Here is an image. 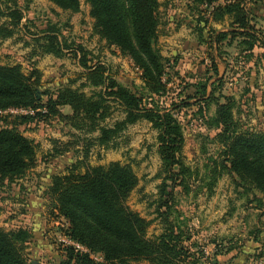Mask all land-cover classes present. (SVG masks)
Segmentation results:
<instances>
[{
    "label": "rangeland",
    "instance_id": "1",
    "mask_svg": "<svg viewBox=\"0 0 264 264\" xmlns=\"http://www.w3.org/2000/svg\"><path fill=\"white\" fill-rule=\"evenodd\" d=\"M158 1V33L154 46L168 60V66L164 75L166 93L155 97L154 101H158L159 107L171 110L180 122L184 138L183 162L194 174L197 172L189 180L188 192L175 188V204L169 218L180 226L183 240L189 237L183 245L193 255L188 261H195L194 264H262L257 254L264 246V196L247 191L235 176L227 174L217 181L212 194L202 188L205 165L210 164L209 158L217 157L219 149L215 142L217 131L209 125L216 106L213 101L205 105L197 97L189 99L187 96H194L198 83L211 77L207 80V94L213 83L218 103H225L227 99L233 103L232 115L241 129L264 130V53L253 51L249 62L235 44L230 47L221 44L215 49L208 36L214 29L227 31L228 21L209 24L205 29L195 19L198 16L207 19L208 8L199 6L191 10V0ZM246 1V9L252 14L260 7H253L255 0ZM79 2V12L69 13L47 0H0V25L10 23L3 14L8 8L22 13L13 36L0 39V65H19L25 75L38 71L41 93L52 95L64 86L77 88L87 96L97 91L80 87L84 70L78 56L64 51L65 56L56 58L41 52L38 46L41 41L36 40L48 27L54 26L59 40L79 44L89 52L88 64H102L116 81L130 88L140 87L139 72L127 57L121 56L115 47L107 46L94 33L89 7L84 0ZM222 3L223 0H219L218 4ZM260 14H264V7ZM217 80L221 83L216 89ZM109 106L105 126L113 125L124 116L116 102L110 100ZM60 112L67 114L70 110L61 107ZM23 113L20 110L0 112L3 126L15 125L36 146L34 166L20 179L0 182V228L28 231L29 238L23 249L27 260L56 264L63 258V248L68 241L63 230L67 224L57 215L45 191L52 176L65 174L72 168L82 174L88 167L107 166L112 162L129 165L138 182L125 205L150 222L147 238L153 239L162 232L163 224L153 203L161 183L156 177L160 170L157 131L148 122L142 120L128 126L115 139L113 148L91 146L85 157V139L89 134L70 129L56 117L17 124L19 120L15 116ZM92 257L96 264H104L100 254H92ZM129 264L149 263L139 260Z\"/></svg>",
    "mask_w": 264,
    "mask_h": 264
},
{
    "label": "trees",
    "instance_id": "2",
    "mask_svg": "<svg viewBox=\"0 0 264 264\" xmlns=\"http://www.w3.org/2000/svg\"><path fill=\"white\" fill-rule=\"evenodd\" d=\"M47 1L65 12L77 13L80 10L79 0ZM84 1L93 19L94 33L107 46L115 47L121 56L130 60L139 72L142 85L130 88L111 77L104 65L88 64L89 52L79 44L59 40L58 30L50 26L36 40L38 43L41 41L38 45L41 52L56 58L65 56L64 51L78 56L79 65L84 70V82L80 87L97 91L87 96L77 88L64 86L52 95L41 93L38 71L25 75L19 65H0V112L26 111L15 116L19 120L17 124L56 117L70 129L84 131L90 135L85 139V157L91 146L113 148L115 139L128 126L142 120L148 122L157 131L156 152L160 170L156 177L161 179V183L157 186L158 197L153 203L163 230L157 237L147 238L150 222L125 205L138 182L129 165L112 162L107 166L88 167L82 174L72 168L65 174L52 176L45 194L53 202L57 215L67 224L63 234L88 252L66 244L63 258L56 264H96L89 253L100 254L104 264H129L130 261L139 260L149 264H194L195 261H188L193 255L183 245V241L189 240V237L183 240L180 226L169 218L175 204V188L180 187L188 192L189 180L197 172L194 174L183 162L181 151L184 138L180 122L171 110L159 107L158 101H154L155 97H162L166 93L164 75L168 66V60L154 46L158 33L159 1ZM216 1L191 0L192 6L189 7L192 10ZM246 4V0H223L222 4H217L208 16L215 22L228 17L231 20L230 30L219 33L212 30L208 37L212 39L215 49L221 44L226 47L235 44L246 61L250 62L252 50L261 39L251 25ZM3 14L10 23L0 25L2 40L13 36L22 19L21 11L16 8H8ZM196 21L203 24V28L208 23L202 16H198ZM213 70H216L215 65ZM210 78L198 83L194 96H187L189 99L197 97L205 105L213 101L216 106L209 125L217 131L215 142L219 149L215 159L209 158L208 166H211L208 168L205 165L202 188L212 194L217 181L227 174L235 176L247 191H256L264 196V130L241 129L232 115L233 103L226 98L227 102L219 104L214 97L213 83L209 85L207 94V80ZM220 83L221 80H217L216 89ZM43 95L45 99L42 100ZM110 100L121 107L124 116L113 125L105 126L103 122L110 115ZM61 107H68L70 113L62 114ZM2 121L0 116V182H13L34 166L36 146L15 125L3 126ZM28 238L26 230L4 231L0 228V264H38L23 256ZM257 257L264 264V246Z\"/></svg>",
    "mask_w": 264,
    "mask_h": 264
},
{
    "label": "crops",
    "instance_id": "3",
    "mask_svg": "<svg viewBox=\"0 0 264 264\" xmlns=\"http://www.w3.org/2000/svg\"><path fill=\"white\" fill-rule=\"evenodd\" d=\"M253 3H255L256 5H253L254 8L257 9L258 6H260L255 12H253V14L249 11L250 13V18H251V25L253 26V28L255 29L256 31V34L260 37L261 39V42L256 45L252 51L254 52H260L261 55L262 53H264V14H260V11L261 9L264 7V0H255ZM262 7V8H261ZM252 8V7H251ZM261 8V9H260ZM259 13V15H258ZM197 17V16H196ZM196 20V19H195ZM207 20H208V23L206 25V27L211 24V26L213 24H217V23H220L222 22L223 20L225 21H228V26H227V30H230L229 28V24L231 22V20L228 18V17H224V19L220 22H215V21H212L211 18L208 16L207 17ZM194 25H192L193 27ZM203 26V24H202ZM206 29V28H205ZM204 29V31H205ZM215 30V33H219V32H222V31H217V29H214ZM215 47V45H214ZM160 54L164 57V55L160 52ZM250 66L249 65V69H250ZM230 252V250L227 251V253Z\"/></svg>",
    "mask_w": 264,
    "mask_h": 264
},
{
    "label": "built area",
    "instance_id": "4",
    "mask_svg": "<svg viewBox=\"0 0 264 264\" xmlns=\"http://www.w3.org/2000/svg\"><path fill=\"white\" fill-rule=\"evenodd\" d=\"M219 0H217L216 2L210 4V5H202L206 8H208V14L213 10V8L218 4ZM22 112V111H20ZM24 113H27L26 111H23ZM68 245H74L77 249L81 250L82 252H88L85 248H83L82 246H79L78 244H75L73 242H71L70 240L67 241ZM89 257L94 260V258L92 257V253H89ZM95 261V260H94Z\"/></svg>",
    "mask_w": 264,
    "mask_h": 264
}]
</instances>
